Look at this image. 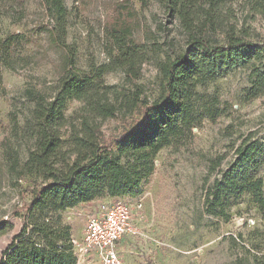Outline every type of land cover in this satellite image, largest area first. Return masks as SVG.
Segmentation results:
<instances>
[{
    "label": "trees",
    "instance_id": "trees-1",
    "mask_svg": "<svg viewBox=\"0 0 264 264\" xmlns=\"http://www.w3.org/2000/svg\"><path fill=\"white\" fill-rule=\"evenodd\" d=\"M10 1L0 0V17L9 14ZM40 1L55 20L52 38L64 46L65 0ZM134 1L141 8L158 4L183 32L184 46L168 52L163 49L168 43L137 42L130 24L118 15L108 34L112 51L106 63L81 71L72 54L64 59L51 97L24 92L31 108L22 126L12 111L8 114L12 135L1 142V149L8 175L17 182L31 178L25 189L29 201H21L12 212L21 227L0 264H76L71 228L63 214L97 199L134 196L152 175L161 150L189 136L204 120L215 122L223 116L225 109L215 94L206 92L207 84L245 69L248 87L242 100L264 97V47L253 42L246 29H237L239 13L264 17V0ZM25 44L21 34L0 38V67L16 71L18 58L27 62ZM151 60L158 84L149 103L138 82L142 66ZM113 72L123 75L122 84L105 82ZM70 101L80 107L67 116ZM108 120L125 124L119 137L105 139L102 124ZM27 142L31 145L22 160L19 149ZM224 159L210 160L203 188L205 215L227 223L231 209L248 198L264 220V138L244 137L220 168ZM12 229L0 220V236ZM252 248L258 251L251 264H264V252Z\"/></svg>",
    "mask_w": 264,
    "mask_h": 264
},
{
    "label": "rangeland",
    "instance_id": "rangeland-1",
    "mask_svg": "<svg viewBox=\"0 0 264 264\" xmlns=\"http://www.w3.org/2000/svg\"><path fill=\"white\" fill-rule=\"evenodd\" d=\"M8 5L9 14L0 17V38L21 34L26 41L24 53L30 58L25 63L18 58L16 71L0 67V220L13 226L11 232L0 236V259L21 227L20 219L12 217L14 208L21 201H29L25 189L31 185V178L17 182L8 175L1 149V142L12 135L8 114L12 111L22 126L31 108L24 92L30 90L51 97L64 59L72 54L81 71L91 64L106 63L112 51L108 34L118 15L130 24L132 38L137 42L168 43V47L163 46L168 52L184 46L183 32L155 2L141 8L134 0H65L68 22L64 46L52 38L55 20L40 0H11ZM237 19V29H246L252 41L264 47V17L251 18L239 13ZM247 76L245 69H237L205 86L208 94L218 97L224 115L215 122L204 120L189 136L161 150L154 159L152 175L134 196L128 197L142 199L143 207L136 211L131 201L136 235L121 247L122 264H251L252 255L258 251L252 246L264 252V220L248 198L231 209L227 223L208 217L203 209L210 160L225 157L220 167L223 168L244 137L251 134L254 139L264 138V97L242 100L248 87ZM104 79L109 85L122 84L123 75L113 72ZM138 83L150 103L158 84L154 60L142 66ZM79 107L78 102L70 101L66 115H72ZM124 125L115 120L103 122L105 139L119 137ZM30 145H21L22 160ZM116 199L120 198L97 199L94 206L67 210L63 220L71 228L72 239L77 243L83 239L84 217L80 214ZM76 264L99 262L76 259Z\"/></svg>",
    "mask_w": 264,
    "mask_h": 264
},
{
    "label": "built area",
    "instance_id": "built-area-1",
    "mask_svg": "<svg viewBox=\"0 0 264 264\" xmlns=\"http://www.w3.org/2000/svg\"><path fill=\"white\" fill-rule=\"evenodd\" d=\"M131 201L136 211L142 209V199L124 197L79 215L84 217L83 239L80 243L72 239L77 260L95 259L99 264H122L120 242L136 235Z\"/></svg>",
    "mask_w": 264,
    "mask_h": 264
},
{
    "label": "crops",
    "instance_id": "crops-1",
    "mask_svg": "<svg viewBox=\"0 0 264 264\" xmlns=\"http://www.w3.org/2000/svg\"><path fill=\"white\" fill-rule=\"evenodd\" d=\"M97 203H98L97 201H93L91 203L81 204V205H79V207L80 206H84V207H86V206H94ZM133 224H134V219H133ZM132 238L133 237H126V238L122 239V241L120 242V245H119L120 253H121L122 245H124L126 242H129V240L132 239Z\"/></svg>",
    "mask_w": 264,
    "mask_h": 264
}]
</instances>
